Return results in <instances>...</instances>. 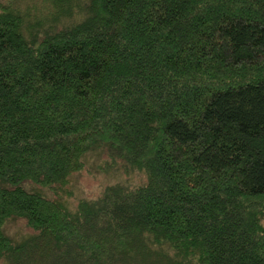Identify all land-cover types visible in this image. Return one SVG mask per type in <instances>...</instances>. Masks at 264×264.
<instances>
[{
	"label": "trees",
	"instance_id": "obj_1",
	"mask_svg": "<svg viewBox=\"0 0 264 264\" xmlns=\"http://www.w3.org/2000/svg\"><path fill=\"white\" fill-rule=\"evenodd\" d=\"M77 1L0 4V260L264 264V0ZM93 150L145 181L74 209L20 185Z\"/></svg>",
	"mask_w": 264,
	"mask_h": 264
},
{
	"label": "rangeland",
	"instance_id": "obj_2",
	"mask_svg": "<svg viewBox=\"0 0 264 264\" xmlns=\"http://www.w3.org/2000/svg\"><path fill=\"white\" fill-rule=\"evenodd\" d=\"M86 1L78 0L77 5L79 4L84 7ZM6 2L7 0H0V4ZM75 9H77L75 14L72 18L65 20V24L71 23L81 16L78 8L75 7ZM84 160L83 169L73 173L69 178L68 184L64 187V191H59L57 194L48 188H42L28 181H24L20 185L28 192H40L49 198L58 199L60 202L67 204L69 208L74 209L80 199H97L107 185L116 183L136 185L143 183L146 179L145 175L138 171L132 172L129 175H125L118 169L107 171L104 167L106 155L102 150L88 152ZM3 232L15 242H21L33 233V230L26 225L24 219L11 217L5 221ZM0 264H3L2 260H0Z\"/></svg>",
	"mask_w": 264,
	"mask_h": 264
}]
</instances>
